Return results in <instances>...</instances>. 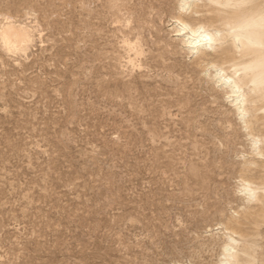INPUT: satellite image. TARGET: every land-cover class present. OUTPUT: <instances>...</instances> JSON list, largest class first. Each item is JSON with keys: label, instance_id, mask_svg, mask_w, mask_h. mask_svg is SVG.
Masks as SVG:
<instances>
[{"label": "rangeland", "instance_id": "374dc122", "mask_svg": "<svg viewBox=\"0 0 264 264\" xmlns=\"http://www.w3.org/2000/svg\"><path fill=\"white\" fill-rule=\"evenodd\" d=\"M179 3L0 0V264H219L230 231L264 256V210L230 228L249 137Z\"/></svg>", "mask_w": 264, "mask_h": 264}, {"label": "bare ground", "instance_id": "6f19581e", "mask_svg": "<svg viewBox=\"0 0 264 264\" xmlns=\"http://www.w3.org/2000/svg\"><path fill=\"white\" fill-rule=\"evenodd\" d=\"M179 6L176 35L196 58H211L209 76L250 140L252 156L244 157V170L256 176L244 175L241 183L248 213L230 227L250 238L245 226L258 225L256 215L264 210V0H180ZM4 31L19 43L30 38L26 27L13 22ZM249 243L236 231L227 232L219 264H264Z\"/></svg>", "mask_w": 264, "mask_h": 264}, {"label": "clouds", "instance_id": "9594fccd", "mask_svg": "<svg viewBox=\"0 0 264 264\" xmlns=\"http://www.w3.org/2000/svg\"><path fill=\"white\" fill-rule=\"evenodd\" d=\"M205 40L209 39L208 37H204ZM200 41L197 40L196 43H199Z\"/></svg>", "mask_w": 264, "mask_h": 264}]
</instances>
